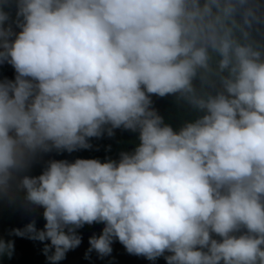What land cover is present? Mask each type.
I'll list each match as a JSON object with an SVG mask.
<instances>
[{
  "label": "clouds",
  "instance_id": "1",
  "mask_svg": "<svg viewBox=\"0 0 264 264\" xmlns=\"http://www.w3.org/2000/svg\"><path fill=\"white\" fill-rule=\"evenodd\" d=\"M16 7L17 32L0 9V62L15 70L0 80V193L37 152L87 149L89 138L121 127L138 131L139 143L118 160L53 159L39 175H21L24 200L43 209L45 223L12 234L48 241L49 264L94 222L104 226L87 252L100 257L115 238L166 264H264V54L218 28L198 0ZM210 49L216 73L227 75L222 91L197 96L192 81L210 70ZM175 93L204 113L178 131L150 99ZM13 250L0 239V255Z\"/></svg>",
  "mask_w": 264,
  "mask_h": 264
},
{
  "label": "flooded vegetation",
  "instance_id": "2",
  "mask_svg": "<svg viewBox=\"0 0 264 264\" xmlns=\"http://www.w3.org/2000/svg\"><path fill=\"white\" fill-rule=\"evenodd\" d=\"M16 3V0H13ZM240 0H231L238 3ZM209 4L211 9L210 19L215 18L218 28L226 26L228 14L223 11L224 6L220 7L211 0H198V4L203 6ZM9 21L14 32L19 31L16 27L17 16L8 14ZM245 30H242L244 32ZM231 32L233 33L232 29ZM239 32V38L236 33ZM240 43H244L241 38V30L232 34ZM210 51L209 71L203 69L197 70V75L193 78L192 85L194 94L197 96L214 95L222 91L220 76L227 75L226 72L217 74L216 66L219 56ZM15 76V70L8 62H0V80L5 78L11 80ZM151 107L163 118V123L172 122L174 131H178L184 124L196 120L203 115V111L197 109L186 96L180 93L168 94L163 97L150 95ZM166 117L169 119L166 120ZM138 131H131L121 128L113 130V135L106 133L100 137L89 138L90 147L87 149H77L73 152L52 149L49 152H37L30 160L29 167L24 171L15 174V178L10 181L7 191L0 193V239L11 240L14 244V250L11 256L0 255V264H49L42 249L48 241L40 242L30 240L26 237H20L12 234V229L22 228L29 222H34L38 229H42L45 221L42 216L43 209L39 206L31 205L24 200V191L18 186L21 175L36 176L47 167L49 160H67L69 162L76 158L99 159L104 162L107 159L118 160L121 152H131L139 143ZM86 156H81L80 154ZM102 223L85 224L77 229L81 236V243L78 247L66 253L65 258L58 264H166L163 256L155 261H149L143 256H137L126 252L123 245L113 238L111 244L112 252L110 255L100 257L95 251L87 252L89 248L88 239L90 236L99 235ZM214 238L220 239L214 235ZM87 253V257H86ZM169 253H165L168 255Z\"/></svg>",
  "mask_w": 264,
  "mask_h": 264
},
{
  "label": "trees",
  "instance_id": "3",
  "mask_svg": "<svg viewBox=\"0 0 264 264\" xmlns=\"http://www.w3.org/2000/svg\"><path fill=\"white\" fill-rule=\"evenodd\" d=\"M217 4L220 7L224 6L223 11L225 7L231 8L226 26L232 29L233 33L241 30L244 43L251 44L264 54V0H240L238 3L231 0H217ZM0 9L7 14H15L17 11L13 0H0ZM236 38H239V32L236 33ZM167 119L169 117H166ZM169 124L173 126L172 122ZM80 155L86 156L83 153Z\"/></svg>",
  "mask_w": 264,
  "mask_h": 264
}]
</instances>
